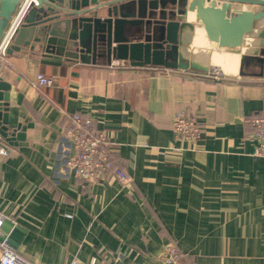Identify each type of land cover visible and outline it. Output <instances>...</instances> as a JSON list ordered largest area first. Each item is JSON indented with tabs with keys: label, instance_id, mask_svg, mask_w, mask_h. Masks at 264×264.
Instances as JSON below:
<instances>
[{
	"label": "crops",
	"instance_id": "obj_1",
	"mask_svg": "<svg viewBox=\"0 0 264 264\" xmlns=\"http://www.w3.org/2000/svg\"><path fill=\"white\" fill-rule=\"evenodd\" d=\"M193 35L182 47L186 71L84 65L33 43L7 55L3 114L9 136L23 134L14 145L2 138L11 155L0 158V213L20 235L14 252L34 264H147L172 244L187 264H264V158L253 155L247 123L264 115V67L249 50L212 52L224 65L215 77L187 51ZM38 73L55 84L33 87ZM177 112L201 127L193 145L172 133ZM73 113L109 134L128 187L83 184L65 170L62 127Z\"/></svg>",
	"mask_w": 264,
	"mask_h": 264
},
{
	"label": "water",
	"instance_id": "obj_2",
	"mask_svg": "<svg viewBox=\"0 0 264 264\" xmlns=\"http://www.w3.org/2000/svg\"><path fill=\"white\" fill-rule=\"evenodd\" d=\"M21 0H0V42ZM185 4L195 25L181 19ZM248 5L257 9H236ZM195 26L211 44L238 51L251 38L247 56L264 67V0H32L15 29L7 55L33 50L61 55L84 65L125 61L131 67L186 71L184 38ZM10 86L0 79V137L9 145L23 138L18 127L10 137L7 119ZM18 228L0 226V243L16 249Z\"/></svg>",
	"mask_w": 264,
	"mask_h": 264
},
{
	"label": "built area",
	"instance_id": "obj_3",
	"mask_svg": "<svg viewBox=\"0 0 264 264\" xmlns=\"http://www.w3.org/2000/svg\"><path fill=\"white\" fill-rule=\"evenodd\" d=\"M32 0H21L20 5L13 15L10 27L0 42V67L5 65L7 49L11 43L15 29L21 23L28 6ZM218 68L209 73L218 76ZM33 87H51L55 79L38 73L34 77ZM252 127L248 137L256 143L253 155L264 158V115H255L247 120ZM171 130L175 138L181 142L193 145L201 136V127L198 121L186 112L174 113L171 117ZM62 139L65 143L66 157L65 170L71 172L73 177L83 184H105L113 179L128 187L129 178L125 172L110 159L111 140L105 130L98 129L96 121L88 115L78 113L70 114L62 127ZM11 150L0 137V158H7ZM0 213V226L6 221ZM0 264H34L23 256L14 252L5 242L0 243ZM91 264H102L93 259ZM136 264V263H131ZM147 264H187L184 257L172 245L168 244L158 255Z\"/></svg>",
	"mask_w": 264,
	"mask_h": 264
},
{
	"label": "bare ground",
	"instance_id": "obj_4",
	"mask_svg": "<svg viewBox=\"0 0 264 264\" xmlns=\"http://www.w3.org/2000/svg\"><path fill=\"white\" fill-rule=\"evenodd\" d=\"M181 10H182V14H181V19L188 21L189 23L195 25V20L194 17L192 16L191 13L187 12L185 4L181 3L180 4ZM203 35L200 32V30L195 26L194 29V35H193V39L191 41V53L192 55L199 57L201 52H196L199 51L200 48H206L207 45H205V40L203 39ZM253 44L252 38L248 41H246L242 46H241V50L242 51H247L249 50L250 46ZM198 53V54H197ZM214 57V53L212 54V58Z\"/></svg>",
	"mask_w": 264,
	"mask_h": 264
},
{
	"label": "rangeland",
	"instance_id": "obj_5",
	"mask_svg": "<svg viewBox=\"0 0 264 264\" xmlns=\"http://www.w3.org/2000/svg\"><path fill=\"white\" fill-rule=\"evenodd\" d=\"M205 43H207L206 48H203L202 47V48L199 49V51H196L198 53L201 52L199 54L200 55L199 56V61L202 62V63H206V64L209 63V66L208 67H209L210 72L214 68H218L219 67L218 68L219 69L218 70L219 71L218 72V76H220V75H222V72H221L220 69H222V66H224V65H222V63L220 61L213 60V58H212V54L213 53L212 52H218V53L221 52V53H223V52L232 51V50L225 49V48H220L218 46H215V45L211 44L208 41H205ZM186 47H187V51H190L191 50V45L190 44H188ZM233 51H235V50H233ZM188 55H191V54H188ZM191 59H192V57H191ZM193 59H196V57H194Z\"/></svg>",
	"mask_w": 264,
	"mask_h": 264
}]
</instances>
